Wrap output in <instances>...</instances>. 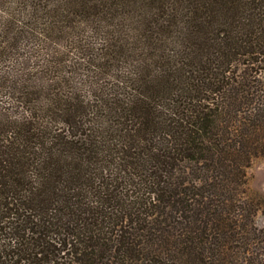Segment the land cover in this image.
Listing matches in <instances>:
<instances>
[{"label": "trees", "instance_id": "obj_1", "mask_svg": "<svg viewBox=\"0 0 264 264\" xmlns=\"http://www.w3.org/2000/svg\"><path fill=\"white\" fill-rule=\"evenodd\" d=\"M264 0H0V264H264Z\"/></svg>", "mask_w": 264, "mask_h": 264}, {"label": "rangeland", "instance_id": "obj_2", "mask_svg": "<svg viewBox=\"0 0 264 264\" xmlns=\"http://www.w3.org/2000/svg\"><path fill=\"white\" fill-rule=\"evenodd\" d=\"M246 172L249 192L261 201L255 222L258 226L264 227V157L253 159Z\"/></svg>", "mask_w": 264, "mask_h": 264}]
</instances>
